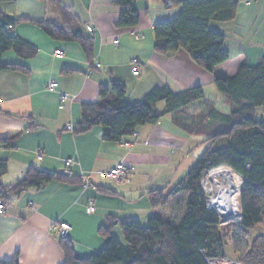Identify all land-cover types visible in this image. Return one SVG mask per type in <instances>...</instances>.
Listing matches in <instances>:
<instances>
[{
	"label": "crops",
	"instance_id": "obj_1",
	"mask_svg": "<svg viewBox=\"0 0 264 264\" xmlns=\"http://www.w3.org/2000/svg\"><path fill=\"white\" fill-rule=\"evenodd\" d=\"M57 1L73 13L77 25L91 37L93 56L88 60L77 42L54 40L31 22L19 23L9 30L10 36L35 47L36 54L23 58L8 50L2 55L3 62L22 70L0 72V139L10 128H30L9 144L0 142V159L7 161L1 182L10 184L27 166L36 165L47 171L68 170L75 176L84 173L89 176L90 185L52 181L40 189L10 195L0 214V262L16 256L17 264H61L63 253L60 236L52 229L54 223H67L66 238L77 253L88 256L105 244L98 228L107 217L114 218L113 234L124 218H134L139 223L150 215L173 220L174 204L184 194L170 199L165 207L153 209L147 192H169L178 183L174 154L187 150L193 137L204 136L185 133L174 122L175 112L154 124L138 127L133 136L120 143L102 140L108 130L104 126L74 134L80 104L98 101L101 85L113 79L122 81L126 88L124 98L129 103L142 101L154 87L166 86L172 92H180L200 86L203 98L181 111L195 115L205 103L212 102L214 109L223 114L230 106L216 88L213 91L214 77L232 76L242 62L255 65L264 56V0L239 2L232 21L211 23L224 35L229 56L213 73L195 64L186 50L166 56L154 52L153 25L174 18L179 6H169L174 7L169 10L162 0H137L138 24L118 28L115 22L121 9L115 0ZM0 11L16 18L62 23L60 13L48 0L1 2ZM87 24L93 28L91 33L85 29ZM135 58L139 61L138 75L132 74L130 64ZM50 83H57V87L49 90ZM206 88L212 90V98L206 95ZM61 93L67 95L66 99H61ZM156 108L162 111L164 102L157 103ZM68 125L72 130L66 128ZM36 150L41 152L40 159ZM69 158L73 162L66 165ZM117 162L134 168L127 180L116 182L99 177V171H107ZM89 203L94 207L91 213L86 211ZM212 261L230 264L225 259Z\"/></svg>",
	"mask_w": 264,
	"mask_h": 264
},
{
	"label": "trees",
	"instance_id": "obj_2",
	"mask_svg": "<svg viewBox=\"0 0 264 264\" xmlns=\"http://www.w3.org/2000/svg\"><path fill=\"white\" fill-rule=\"evenodd\" d=\"M12 0H0L8 2ZM170 6H179L177 15L153 25V50L166 56L180 49L186 50L191 60L203 70L213 73L215 68L228 60L224 35L211 27L212 22L227 23L234 19L239 0H169ZM49 4L61 15L62 23L47 19L32 21L12 17L0 11V72L22 70L2 61V55L12 50L23 58L36 54V48L10 36L9 30L22 22L36 24L50 38L77 42L88 60L93 56V41L73 19V13L57 0ZM137 0H115L120 7L115 26L132 28L139 22L135 4ZM214 86L229 103L230 110L219 113L212 102L205 103L198 114L181 111L190 103L203 98L200 86L172 92L168 87L152 88L140 102L125 100V85L113 79L98 89L99 100L80 104V119L74 134L88 132L94 126L108 130L102 140L124 142L133 136L138 127L154 124L164 115L177 113L174 122L185 133L202 135L210 145L188 170L185 178L169 192L155 189L147 192L151 208H162L170 199L180 194L183 198L174 204L173 220L149 217L145 226L134 218H124L117 224L123 240L113 235V217H107L98 228L105 238L103 247L94 254L77 253L72 242L59 237L63 253L61 264H208V260H227L230 264H264V235H256L249 245L248 230L264 227V118L257 120L255 111L264 108V56L255 65L246 61L239 64L232 76L214 77ZM164 102L162 111L157 103ZM27 128H10L0 142L9 144ZM217 148H212L218 141ZM220 166H227L240 175L242 183L236 199L238 220L219 225L216 213L206 206V196L201 191L200 179L204 173ZM7 172V161L0 159V200L4 203L12 194L28 189H40L56 181L79 184L81 176L70 171H47L29 165L23 174L10 184H3L1 177ZM90 182V181H89ZM90 185V184H89ZM102 190L106 188L100 187ZM92 203H89V205ZM230 241L233 258L225 256L224 244ZM0 264H17V257Z\"/></svg>",
	"mask_w": 264,
	"mask_h": 264
},
{
	"label": "built area",
	"instance_id": "obj_3",
	"mask_svg": "<svg viewBox=\"0 0 264 264\" xmlns=\"http://www.w3.org/2000/svg\"><path fill=\"white\" fill-rule=\"evenodd\" d=\"M242 3H248L249 0H239ZM163 4L167 7H169L170 1L169 0H162ZM85 29L87 32L91 33L93 31V28L90 24H87L85 26ZM114 44H117V40H114ZM130 64L132 65V74L133 75H138V64L139 61L137 58L132 59L130 61ZM57 87V83H50L48 86L49 90H54ZM67 95L61 93V99H66ZM68 130H72V126L68 125L66 127ZM36 154L38 159L41 158V152L39 150H36ZM73 160L72 159H66L65 160V164L66 165H70L72 164ZM220 167H224V166H220ZM217 167L216 169L220 168ZM226 169L229 170L230 174L232 173V175L235 177L236 179V184L238 182V184L236 185V187H228V192H227V200L232 199V202H230V205L227 206H222L221 203L219 204L216 201V191L214 188V178H212V175H214V170L216 169H212L207 171L206 173L203 174V176L200 179V187H201V191L205 194L206 196V206L208 209H212L219 220V225H225L227 224L230 219H232L233 217V221H237L238 217H237V210L235 209L236 207V199H237V195L239 193V185H240V179L242 181V178L240 177V175H238L237 173H235L231 168L229 167H224ZM134 168L131 166H127L122 162H117L115 164H113L109 170L107 171H99L97 174L99 175V177H105L107 179H109L110 181H116V182H122L127 180L131 173L133 172ZM81 180H82V184L83 187H87L90 184V179L89 176L86 174H82L81 175ZM218 181H222L221 178H217V182ZM226 187V185H225ZM230 188V189H229ZM227 202H225L226 204ZM228 204V203H227ZM221 205V206H220ZM5 211V203L3 201L0 200V214L4 213ZM86 211L88 213H91L94 211V207L92 204L88 205L86 208ZM52 229L53 231L56 232V234H58V236L60 237H66L68 230H69V225L65 222H60V223H54L52 224ZM212 261V260H210ZM210 264H212L210 262Z\"/></svg>",
	"mask_w": 264,
	"mask_h": 264
},
{
	"label": "rangeland",
	"instance_id": "obj_4",
	"mask_svg": "<svg viewBox=\"0 0 264 264\" xmlns=\"http://www.w3.org/2000/svg\"><path fill=\"white\" fill-rule=\"evenodd\" d=\"M169 10L174 9V7H169L167 8ZM215 90V87L213 88V91ZM217 91V90H215ZM205 93L207 96H209L210 98H212L213 93L212 90H210L209 88L205 89ZM161 105L163 102H160ZM199 103V102H198ZM160 105V104H159ZM220 105V104H219ZM218 105V107H219ZM161 107V106H160ZM255 117L257 120H261L264 118V108H258L255 111ZM224 140L221 139V141H218L217 143H215V145L212 148H217L218 143H223ZM210 145L209 141H204V138L199 137V138H195L193 137V139L191 140V143L186 147L187 150H184L182 152H177L174 154L175 157V162L174 164L176 165L174 168V172L176 173L177 176V180L178 182L183 180L188 172V170L194 165V163L197 161V159L201 156V154L208 148V146ZM226 167V166H224ZM216 169V168H215ZM165 173V172H164ZM241 179H240V185H239V189L241 186ZM238 196V195H237ZM235 209L237 210V208L235 207ZM153 216V215H150ZM238 217V216H237ZM233 217L232 219H230V221L227 223H235V221H233ZM142 226H145L146 221H142L140 223ZM226 225V224H225ZM114 236L119 239L120 241L123 240L121 231L119 228H116L114 230ZM264 235V227L263 226H256L252 229L248 230V234H247V242L250 245L252 239L256 236V235ZM224 251H225V256L229 259L233 258V249H232V245L230 243V241L226 240L225 244H224ZM210 262L212 264H215L213 261L208 260V264H210Z\"/></svg>",
	"mask_w": 264,
	"mask_h": 264
},
{
	"label": "bare ground",
	"instance_id": "obj_5",
	"mask_svg": "<svg viewBox=\"0 0 264 264\" xmlns=\"http://www.w3.org/2000/svg\"><path fill=\"white\" fill-rule=\"evenodd\" d=\"M212 178H214V183H215L214 188L216 191V194H215L216 201L219 204L221 203L222 206L230 205V202H232V199L227 200L228 199L227 192H228V187H232V186L236 187V185L238 184V182L236 184L235 177L232 175V173L230 174L228 169L224 167H220L214 170V175H212ZM217 178H221L222 181L217 182ZM225 202H227L228 204L227 203L225 204Z\"/></svg>",
	"mask_w": 264,
	"mask_h": 264
}]
</instances>
